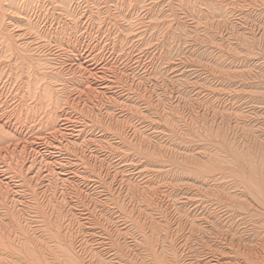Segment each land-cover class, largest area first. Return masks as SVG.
<instances>
[{
  "label": "rangeland",
  "instance_id": "rangeland-1",
  "mask_svg": "<svg viewBox=\"0 0 264 264\" xmlns=\"http://www.w3.org/2000/svg\"><path fill=\"white\" fill-rule=\"evenodd\" d=\"M0 169V264L264 256V0H0Z\"/></svg>",
  "mask_w": 264,
  "mask_h": 264
},
{
  "label": "bare ground",
  "instance_id": "bare-ground-1",
  "mask_svg": "<svg viewBox=\"0 0 264 264\" xmlns=\"http://www.w3.org/2000/svg\"><path fill=\"white\" fill-rule=\"evenodd\" d=\"M34 151V150H33ZM1 172H4L0 169V183L3 181L4 177L3 174H1ZM8 182V181H7ZM10 184V182H9ZM10 187V186H9ZM15 188V186H14ZM157 202V201H156ZM230 207V206H229ZM196 208V207H195ZM198 208V207H197ZM200 208V207H199ZM167 210V209H166ZM199 210V209H198ZM198 212V211H197ZM171 215V214H170ZM180 215V214H179ZM164 218V217H163ZM181 219V218H180ZM164 220V219H163ZM183 220H181L182 222ZM166 221H163V225L162 224H154L152 223V227L151 230L153 232V236L151 239V243H152V250H151V254L155 257V255H158L160 260L163 261V263H157V264H185V253H182L180 255V247L182 246H178V249H174L173 248V237L169 234V228L166 227L165 225ZM168 222V220H167ZM179 222V221H177ZM174 223V222H173ZM168 224V223H167ZM177 224V223H176ZM169 225V224H168ZM175 225V224H174ZM179 225V224H178ZM182 225V224H181ZM180 225V227H181ZM171 226V225H170ZM166 229V231L161 234L162 229L161 228ZM177 228V227H176ZM179 228V227H178ZM180 230V229H179ZM183 232L185 230V228L182 226L181 229ZM173 232V231H172ZM171 233V232H170ZM228 233V232H226ZM173 234V233H172ZM175 234V233H174ZM179 234V233H178ZM183 236V234H182ZM184 240V239H183ZM178 241V240H177ZM226 241V240H225ZM180 244V243H179ZM175 245V244H174ZM151 248V247H150ZM253 248V247H252ZM183 249V248H182ZM238 249V248H237ZM240 249V248H239ZM256 249V248H255ZM240 251V250H239ZM242 251V250H241ZM245 251V250H244ZM247 252V251H246ZM255 252V251H254ZM259 252V251H258ZM233 255V254H231ZM257 255V254H256ZM264 255V254H263ZM164 256V258H163ZM221 257H225V253L220 255ZM253 256V255H252ZM227 257V256H226ZM264 258V256H262ZM262 257L259 256V254L257 256H253L250 257L248 253L245 252H236V258L234 259L233 262H223L222 260L219 261H214L215 263L213 264H264L262 263ZM156 259V258H155ZM157 260V259H156ZM212 263V262H211ZM141 264V263H140ZM142 264H145L144 262Z\"/></svg>",
  "mask_w": 264,
  "mask_h": 264
}]
</instances>
